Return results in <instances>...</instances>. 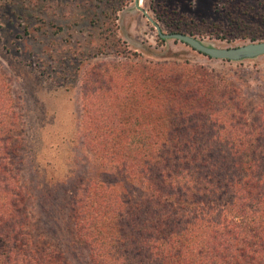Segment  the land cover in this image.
Returning <instances> with one entry per match:
<instances>
[{
	"label": "trees",
	"instance_id": "16d2710c",
	"mask_svg": "<svg viewBox=\"0 0 264 264\" xmlns=\"http://www.w3.org/2000/svg\"><path fill=\"white\" fill-rule=\"evenodd\" d=\"M232 25L264 41V23ZM134 55L116 51L83 79V143L106 168L75 193L62 249L33 233L20 117L0 68V264H71L73 245L87 264H264V99L207 67ZM110 171L121 180H99Z\"/></svg>",
	"mask_w": 264,
	"mask_h": 264
},
{
	"label": "rangeland",
	"instance_id": "374dc122",
	"mask_svg": "<svg viewBox=\"0 0 264 264\" xmlns=\"http://www.w3.org/2000/svg\"><path fill=\"white\" fill-rule=\"evenodd\" d=\"M136 1L0 0V68L20 117L15 151L21 181L34 195L33 233L49 236L59 249L70 242L75 193L106 168L83 143L81 88L89 72L138 54L142 62L207 67L242 88L248 101L264 99V56L208 58L178 40L161 39L154 25L164 33L185 28L207 46L238 47L251 41L239 38L232 23H264V0H140L139 7ZM98 178L121 180L111 171ZM41 183L48 189L35 191ZM54 211L63 219L58 226L50 220ZM69 253L71 264H87L84 247L73 245Z\"/></svg>",
	"mask_w": 264,
	"mask_h": 264
},
{
	"label": "water",
	"instance_id": "95a60500",
	"mask_svg": "<svg viewBox=\"0 0 264 264\" xmlns=\"http://www.w3.org/2000/svg\"><path fill=\"white\" fill-rule=\"evenodd\" d=\"M140 0L136 1V6L139 7ZM152 21V20H151ZM152 23H154L152 21ZM158 35L161 39L178 40L195 51L206 55L212 59H220L226 61H240L244 59H254L264 56V41L249 42L247 44L233 48H218L215 46H207L200 40L180 33H164L158 24H154Z\"/></svg>",
	"mask_w": 264,
	"mask_h": 264
}]
</instances>
